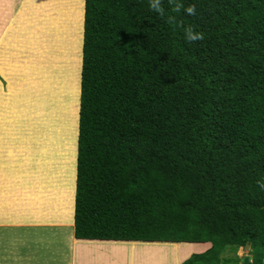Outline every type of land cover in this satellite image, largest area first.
<instances>
[{
	"label": "trees",
	"instance_id": "trees-1",
	"mask_svg": "<svg viewBox=\"0 0 264 264\" xmlns=\"http://www.w3.org/2000/svg\"><path fill=\"white\" fill-rule=\"evenodd\" d=\"M83 8L75 239L264 264V0Z\"/></svg>",
	"mask_w": 264,
	"mask_h": 264
},
{
	"label": "rangeland",
	"instance_id": "rangeland-1",
	"mask_svg": "<svg viewBox=\"0 0 264 264\" xmlns=\"http://www.w3.org/2000/svg\"><path fill=\"white\" fill-rule=\"evenodd\" d=\"M19 1L15 0V8ZM27 2L30 3L33 0H27ZM84 2L85 0H42L41 6L38 3L32 10L36 16H39L40 13L39 21L34 26L43 27L44 40L42 43L49 51L50 56H53L52 63H54L50 66V79L42 88L35 89L33 96H28L29 88L22 91L17 86L13 95L8 97L11 101L7 104L5 103L7 101L4 102V97L8 93L7 82L4 81L2 82L3 86L0 85V187L3 184V189L5 182L11 176L13 180L9 186L14 188L15 193L22 182L25 185L26 181L29 185V180L34 183L35 188L39 185L42 188H49V191L52 188L48 199H44L46 206L49 211L55 210L58 202L57 197L60 198L61 203L65 197V214L66 210L69 214L70 209H73L75 213L76 186L74 184L78 158ZM13 8L11 0H0V26L11 21ZM63 41H66V48L63 47ZM52 49H57V51L54 52ZM30 70L27 68L28 72ZM21 77L20 84L25 82V76L21 75ZM10 152H12L11 162L7 159ZM22 154V157L26 158L25 162L21 159ZM22 164L27 166L26 177L20 168ZM10 166H12L13 172L9 170ZM26 192L30 197L37 195L33 187L26 189ZM65 214L62 217H65ZM53 231L65 234L70 230L56 231L54 229ZM13 233H16L17 236L20 234L19 231ZM41 234L45 236L44 239L47 237V241L52 237L50 228ZM31 235L37 236V231L32 230ZM42 243L43 249L46 242ZM85 244L82 248L87 249L92 248L94 243ZM50 246L49 244L48 247ZM172 246H178V248H173L177 250L184 246L182 253L184 257H179L178 251L173 256L170 254L171 252H167V255L162 252L163 255L156 257L154 253H142L144 250L148 251L152 248H154L153 251L160 248L172 250L170 246H138L133 248V250L142 249L136 255L135 264H171L172 259L175 264H183L193 252L206 250L205 247H201L203 245L195 244L194 246L191 244ZM118 252L114 259L125 254V264H129L130 260L127 257L129 247L125 246V251L122 252L120 249ZM249 252L250 249H239L237 257L249 256ZM223 255L227 259L234 257L231 252H225ZM15 259H18L17 256ZM12 264L14 263L12 262ZM81 264H87L86 257Z\"/></svg>",
	"mask_w": 264,
	"mask_h": 264
},
{
	"label": "crops",
	"instance_id": "crops-1",
	"mask_svg": "<svg viewBox=\"0 0 264 264\" xmlns=\"http://www.w3.org/2000/svg\"><path fill=\"white\" fill-rule=\"evenodd\" d=\"M41 1L33 0L28 3L27 0H20L17 8L14 9L11 21L0 26V85L3 86L2 82H7L8 93L4 97V102L7 101L5 102L7 104L11 101L8 97L13 95L17 86L22 91L29 88L27 95L33 96L34 90L42 88L50 79V66L54 65L52 63L53 56H50L42 40L35 42L33 39L34 33L44 34L42 26H34L39 21L40 13L39 16H36L32 12L38 3L41 6ZM62 44L66 48V41H63ZM53 51L55 52L57 49ZM27 68L31 69L30 72L27 71ZM25 72L26 74H23ZM21 75L25 76V82L22 84H20ZM10 143L12 144L13 141ZM11 155L12 152L7 157L10 162ZM22 156L23 154L21 159L25 162L26 158L24 159ZM11 167L9 170L13 172ZM20 168L26 177L27 166L22 164ZM12 180L13 178L10 176L5 182L4 188L2 189L3 184L0 187V264H12V262L14 264H81L85 257L87 264H125V254L114 259L115 255L119 253L118 250L125 251V246L129 247L127 255L130 260L129 264H135L136 255L142 249L133 250V248L149 246L146 243L78 241L74 236V211L70 209L69 214H67V210L66 214L64 211L65 197L62 203L57 197L58 202L55 210L49 211L44 199H48L52 188L50 191L49 188H42L41 185L35 188L34 183L29 180V185L25 181V185L22 182V185L18 186V191H16L18 194H16L14 188L9 186ZM48 184L50 183L48 182ZM31 187L37 193L36 197L27 195L26 189ZM63 214L65 217H62ZM49 228L52 231V237L47 241V237L44 239L45 236L41 233ZM54 229L70 231L58 234L53 231ZM32 230L37 231V236L31 235ZM14 231H19V236L13 233ZM44 242L46 243L44 244ZM92 242L94 243L92 248H82L83 245H86L85 243ZM41 243L44 244L43 249ZM48 243L51 245L50 247H48ZM150 244L151 247H154L153 245L170 246L172 250L160 248L153 251L154 248H152L148 251L144 250L142 253H154L156 257L163 255L162 252H165L166 255L167 252H171L170 254L173 256L178 251L173 249L178 246H172L178 244ZM178 254L179 257H183L179 252ZM16 256L18 259H15ZM171 264H175L173 259Z\"/></svg>",
	"mask_w": 264,
	"mask_h": 264
},
{
	"label": "clouds",
	"instance_id": "clouds-1",
	"mask_svg": "<svg viewBox=\"0 0 264 264\" xmlns=\"http://www.w3.org/2000/svg\"><path fill=\"white\" fill-rule=\"evenodd\" d=\"M187 11L191 13V12L194 11V9H193V8H188ZM187 36H188V39H191V40H195V39H200V38H202V37H200L199 35H194V34L192 33L191 29H188V30H187ZM241 249H243V248H241ZM246 257H249V256H246ZM246 257H244V258H246ZM244 258H243V259H244ZM249 258H250V257H249Z\"/></svg>",
	"mask_w": 264,
	"mask_h": 264
},
{
	"label": "water",
	"instance_id": "water-1",
	"mask_svg": "<svg viewBox=\"0 0 264 264\" xmlns=\"http://www.w3.org/2000/svg\"><path fill=\"white\" fill-rule=\"evenodd\" d=\"M242 264H251L250 258L249 257L244 258Z\"/></svg>",
	"mask_w": 264,
	"mask_h": 264
},
{
	"label": "bare ground",
	"instance_id": "bare-ground-1",
	"mask_svg": "<svg viewBox=\"0 0 264 264\" xmlns=\"http://www.w3.org/2000/svg\"><path fill=\"white\" fill-rule=\"evenodd\" d=\"M146 244L149 245V246L151 245L150 243H146ZM145 246H146V245H145ZM153 246H158V245H153ZM179 251H180V250H179ZM179 251H178V252H179Z\"/></svg>",
	"mask_w": 264,
	"mask_h": 264
}]
</instances>
